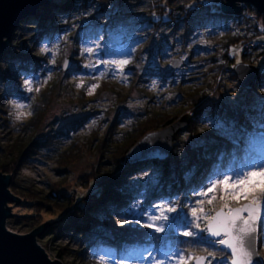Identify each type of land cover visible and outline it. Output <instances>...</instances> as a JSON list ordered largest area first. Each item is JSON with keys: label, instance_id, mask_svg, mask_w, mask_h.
<instances>
[{"label": "rangeland", "instance_id": "obj_1", "mask_svg": "<svg viewBox=\"0 0 264 264\" xmlns=\"http://www.w3.org/2000/svg\"><path fill=\"white\" fill-rule=\"evenodd\" d=\"M188 1L176 0L174 6L178 7ZM219 3L221 5L225 1L219 0ZM121 6L119 0H109L107 13L95 16L93 19H87L92 13L90 10L83 16L73 15L69 22L65 18L57 17L52 27L55 31L49 32L47 37L39 38L38 36L40 31L35 22L38 14L35 19H29L20 24L9 41L8 49L15 50L18 54H26L31 50L33 56L44 57L46 59L44 69L47 70L44 76L40 72L20 76L19 79L26 91H29V87L49 85L56 78L55 68L60 66L62 69L67 58L70 59L71 67L73 60L79 61L78 66L83 73L69 77L67 82L74 84L75 94L55 101L41 128L33 136L31 130L22 129V125L31 118L30 102L24 103L6 97L3 108L6 115L0 116V145L5 147L17 140H28L29 137H33L34 140H43L51 131H57L62 125L86 117L84 126L69 133L75 140L77 139L80 158L68 168L69 179L62 184V188L71 198L87 201L90 188L80 185L78 181L81 176L89 173L91 168L96 166L99 159L97 148L91 147L90 143L95 137L102 139L108 122L114 118L116 112L128 116L123 119L120 128L129 127L131 122L144 119L145 116L141 115L147 111L167 115L183 111L188 107L185 102L187 93L207 89L208 97H205L201 103L204 108L203 117L195 121V127L210 130L216 136L232 141L236 135L232 125L223 122L217 115L212 118L207 114L211 113L212 108L217 109L222 103L234 109L239 108L244 122L253 129L252 145L260 144L256 149L255 160L240 172L264 166V88L244 89L239 85L236 76L233 77V69H224L221 72L216 70L223 63L221 41L225 37L236 33L243 34L252 26H257L263 33L264 26L259 24L256 16H251L246 6L241 7L243 18L229 21L211 18L204 9H199L188 24L178 26L164 24L158 31H153L152 25L147 20L152 16L154 18L155 15L151 10L150 1L125 0ZM259 39L258 42L264 44V34H261ZM248 42H244L242 47ZM86 49H92V51L88 52ZM232 50L236 54L237 64H250L248 60L241 62L239 48ZM254 51H256L255 48L249 50L251 53ZM4 53L0 54V58ZM212 56L216 58L214 64L206 63ZM8 58L9 61L6 63L0 61L3 67L13 71L20 66L19 61ZM119 60L129 62L125 65L103 63V61ZM175 61H181L182 66L171 69ZM211 66L216 68V72L205 74L209 72L208 68ZM61 71L64 73L63 69ZM105 76H109L106 81H104ZM91 80L98 82L84 91L85 99L88 101L84 105L77 93H81L84 82ZM27 81H31V84L26 83ZM239 87L245 92L239 91ZM0 91H4V88H0ZM17 104L24 107L18 108L15 106ZM182 116H190L192 119V112L187 111ZM186 130L178 135V139L183 143L189 141ZM61 143L59 146L65 145L64 142L61 141ZM191 144L198 147L207 146L210 142L196 140ZM178 149L179 152L182 151V144ZM48 154L29 158L23 163L15 177L18 187L32 188L42 195L48 192L49 186L57 185L63 181L64 177L66 178L65 175L59 176L56 173L55 155ZM6 155L7 148L1 149L0 160ZM133 180V182L144 181L152 184L157 182L156 175L151 172L140 174ZM210 182H207L203 191ZM8 190L20 202L23 200L16 191L12 192L9 188ZM215 194L218 198L224 195L223 188L217 189ZM211 195L212 193H209V197ZM143 200V198L134 200L131 208L123 212L124 217L133 219H122L141 226L153 224L154 227L164 228L172 218L180 217L176 204L158 200L151 205V207L154 206V213H149L142 209ZM243 202L246 203L241 201ZM15 204L16 202L6 204V207L10 208L11 215L13 213L27 215L33 210ZM167 208H175L176 211L167 212ZM161 210H164L168 217L166 221L151 219L159 216ZM111 218L123 221L114 215ZM65 219L67 214L49 211L43 212V220L39 224L26 219L15 224L14 219L10 217L5 221V228L11 233L26 235L44 224H50L40 236L36 237V242L44 249L51 261H58L61 264H81L82 260L78 256L81 253L91 264H156L157 261H163L164 264H178L179 256L183 255L175 251L156 252L151 248L117 252L107 247L91 245V240L85 236L56 234V231L51 228L52 225L54 222ZM263 221L264 214L260 223ZM60 250L65 251L61 259H58L56 255ZM257 252L264 264V226L260 229V225ZM208 260L211 264H230L229 255L228 258H221L218 261L210 258ZM192 262L189 263L192 264Z\"/></svg>", "mask_w": 264, "mask_h": 264}, {"label": "trees", "instance_id": "obj_2", "mask_svg": "<svg viewBox=\"0 0 264 264\" xmlns=\"http://www.w3.org/2000/svg\"><path fill=\"white\" fill-rule=\"evenodd\" d=\"M108 1L52 0L51 4L38 11L35 22L40 31L39 38L47 37L49 32L55 31L52 27L57 17L65 18L69 22L73 15L83 16L89 10L92 13L87 19L107 13ZM124 1L119 0L120 6ZM148 1L155 14L154 18L153 16L147 18L153 31H158L164 24L168 26L188 24L199 9H204L214 19L221 18L229 21L243 18V12L238 15L221 13L219 0H189L178 7L174 6L176 0ZM245 8L249 10L251 16H256L260 25L264 26L263 15L258 14L251 6L246 5ZM261 34H264V31L262 33L257 26H252L243 34L236 33L225 37L221 41L223 63L217 69L213 66L209 67V72L205 74L208 75L216 70L221 72L224 69H233L237 59L232 49L239 48L241 62L248 60L250 64L260 68L258 82L254 89L264 88V49L251 53L242 47L244 42H258ZM31 52L29 50L26 54H18L15 50L8 49L0 58V61L5 63L9 61L8 57L12 61L20 62V66L13 71L0 64V88H4V91H0V116L6 115L3 110L6 97L24 103L30 102L31 118L22 125V129L31 130L33 136L41 128L53 103L75 94L74 84L67 82L69 77L83 72L78 66L79 61L73 60V65L67 72L63 73L60 66L56 67V78L46 87L34 86L32 91H26L19 79L20 76L36 72L44 76L47 71L44 69L46 59L33 56ZM213 57L208 58L206 63L215 62L216 58ZM233 77L235 78V75ZM108 79L109 76L104 77V81ZM97 82V80L84 82L81 93H77L84 105L88 102L84 91ZM206 86L210 87V85ZM208 91L204 89L194 90L191 94L187 93L185 102L188 107L183 111L180 110L173 115L147 111L141 115L145 116L144 119L131 122L129 127L120 128L123 119L128 116L116 112L114 118L108 122L102 139L95 137L90 143L91 147L97 148L99 159L96 166H93L90 172L81 176L78 181L80 185L90 188L87 201L71 198L62 188V184L69 179L68 168L80 158L77 139L75 140L69 133L84 126L86 117L62 125L57 131H51L43 140H34L33 137H29L28 140H17L5 147L0 145V150L7 148L6 157L0 160V173L11 176L10 191H16L23 199L17 206L33 209L27 215L13 213L11 219H14L15 224L24 219L39 224L43 220V212L63 213L67 214V219L54 222L52 230L56 231V234L88 237L91 245L107 247L117 252L151 248L156 252L175 251L184 256L207 255L208 252H213L215 258H208L215 261L228 258V255L219 249L217 243L206 238L205 232L197 229L195 231L198 234L194 237H186L182 233L189 230L192 219L191 209L203 199L198 193L203 192L207 182L219 179L225 174H236L246 169L255 160L256 149L260 144L252 145L253 129L244 122L242 111L225 103L220 104L218 110L212 108L207 116L213 118L217 115L223 122L232 125L236 131L232 141H226L210 130L195 127V121L203 117L204 108L201 103L205 97H208ZM239 91L245 92L241 87ZM187 111L192 112V122L186 130L189 141L183 143L178 139L174 142L166 161L142 162L132 166L125 163L127 153L146 134L170 126ZM196 140H206L210 144L192 146L191 143ZM61 141L65 143L64 146H59L62 144ZM180 144H182V151L179 152ZM45 153L55 155V171L59 176L65 175L66 178L64 177L63 181L57 185L49 186L48 192L42 195L32 188L18 187L15 177L23 163L29 158L45 155ZM145 172L155 174L157 182L155 184L144 181L133 182L134 177ZM139 198L144 199L143 210L158 200L176 204L180 217L172 218L162 232L156 231V227L150 228L124 221L122 218L133 219L124 217L123 212L130 209L131 203ZM204 200L206 209L213 206L218 208L221 204L219 198L213 201V205H208L206 199ZM232 206L237 205L233 203ZM112 215L122 219L123 223L116 218H111ZM259 225L260 229H263L264 221ZM64 251L60 250L57 253L58 259H61ZM78 256L82 260L81 264H91L87 262L83 253Z\"/></svg>", "mask_w": 264, "mask_h": 264}, {"label": "water", "instance_id": "obj_3", "mask_svg": "<svg viewBox=\"0 0 264 264\" xmlns=\"http://www.w3.org/2000/svg\"><path fill=\"white\" fill-rule=\"evenodd\" d=\"M224 1L225 3L220 5V11L225 15H238L243 5L251 6L257 13L264 15V0ZM51 3L52 0H0V54L6 52L9 41L20 24L23 21L35 19L38 11ZM177 66H182V62H173L171 69ZM70 67L71 62L67 58L62 69L67 72ZM259 73L260 69L250 64L239 63L233 67V74L244 89H253L257 85ZM191 120L190 116H182L170 126L146 134L127 153L125 163L132 166L142 162L166 161L172 151L173 143L178 139V135L187 129ZM10 182V176L0 174V264H61L58 261H51L44 249L36 242V237L40 236L50 224H44L26 235L14 234L6 230L5 221L12 217L10 208H7L6 204L15 202L18 204L20 202L9 192ZM263 214L264 203L260 207L258 231L254 240V252L257 254L253 255L252 264H262L257 252V242L259 224ZM206 238L214 242L219 239L207 232ZM219 249L230 256L229 250L222 245H219ZM192 264H195L194 260Z\"/></svg>", "mask_w": 264, "mask_h": 264}, {"label": "snow or ice", "instance_id": "obj_4", "mask_svg": "<svg viewBox=\"0 0 264 264\" xmlns=\"http://www.w3.org/2000/svg\"><path fill=\"white\" fill-rule=\"evenodd\" d=\"M91 52L92 49H86ZM128 60L103 61V63L125 65ZM29 85L31 81H27ZM29 91L32 88L29 87ZM38 90V89H37ZM23 108L24 105H15ZM223 188L224 195L219 196L221 204L219 207H204L205 200L198 201V205L191 209V221L189 230L182 234L186 237H194L198 233L207 232L213 237H217L215 243L222 245L230 252L231 264H252L254 254V240L258 231V221L260 218V207L264 203V166L253 168L248 171L237 173L234 176L225 175L221 179H216L207 186L206 190L199 192L198 195L205 197L208 205H213V201L218 197L215 194L217 189ZM209 193H212L209 197ZM247 201V203H241ZM231 202V203H230ZM237 206H232V204ZM175 208H167V212H175ZM153 220H167L165 211L161 210L159 216H154ZM123 223V221H122ZM147 227H154L148 224ZM156 231H164L162 226L156 227ZM206 251V250H205ZM208 257L215 258V253L208 252L207 255H181L178 264H211ZM156 264H164L157 261Z\"/></svg>", "mask_w": 264, "mask_h": 264}, {"label": "built area", "instance_id": "obj_5", "mask_svg": "<svg viewBox=\"0 0 264 264\" xmlns=\"http://www.w3.org/2000/svg\"><path fill=\"white\" fill-rule=\"evenodd\" d=\"M245 6V5H243ZM257 47V48H256ZM259 47V48H258ZM264 47V44L263 43H260V42H255V41H250L248 43L245 44V46L243 47L245 50H251V49H256V50H262ZM154 206H150L149 208L145 209L147 211H149V213H154Z\"/></svg>", "mask_w": 264, "mask_h": 264}, {"label": "bare ground", "instance_id": "obj_6", "mask_svg": "<svg viewBox=\"0 0 264 264\" xmlns=\"http://www.w3.org/2000/svg\"><path fill=\"white\" fill-rule=\"evenodd\" d=\"M257 115H259V114H257Z\"/></svg>", "mask_w": 264, "mask_h": 264}]
</instances>
